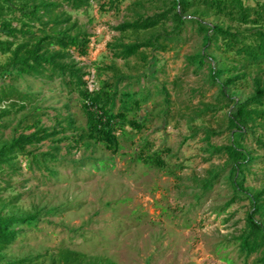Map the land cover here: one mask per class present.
I'll use <instances>...</instances> for the list:
<instances>
[{"label":"rangeland","instance_id":"obj_1","mask_svg":"<svg viewBox=\"0 0 264 264\" xmlns=\"http://www.w3.org/2000/svg\"><path fill=\"white\" fill-rule=\"evenodd\" d=\"M258 1L245 3L255 6ZM106 3L91 0L89 7L79 11L67 5L59 11L71 15L79 29L92 35L88 55L75 56L89 73L87 82L94 81L99 88L102 81L115 82L120 75V92L137 97L141 92L152 94L140 110L129 113V119H138L143 128L118 129L117 152L94 140L81 141L89 123L78 92L60 79L9 75L10 56L1 54L0 92L14 86L30 101L25 108L15 100L0 104V144L34 132L28 127L37 119L60 132L55 142L28 147L26 155L0 168V214L36 216L20 226L17 242L2 252L3 263L30 257L35 259L33 264H74L67 263L65 256L77 253L80 264L99 260L108 264H254L256 256L247 261L236 239L245 228L250 202L236 196L227 156L212 153V147L234 142L228 129L233 106L212 83L209 64L200 66L191 60L206 54L223 67L233 58L215 46L206 48L205 32L198 24L187 23L181 41L165 51L143 50L147 60L142 55L115 59L109 43L142 42L153 33L170 30L172 23L140 33L123 34L115 28L165 9L170 0H126L113 9ZM5 11L0 19L1 40L7 39L4 20L19 26V12ZM186 17L204 25L244 29L201 6ZM107 67L117 72L98 71ZM245 72V78L227 86L228 93L241 101L253 93L254 79L264 78V64ZM227 78L225 73L221 81ZM122 98L116 101L115 113L123 106ZM5 112L9 114L3 116ZM69 119L77 131L68 129ZM242 144L256 157L246 170L244 186L261 190L264 150L253 136ZM49 152L57 157L44 162L42 155ZM156 153L163 167L145 162Z\"/></svg>","mask_w":264,"mask_h":264},{"label":"trees","instance_id":"obj_2","mask_svg":"<svg viewBox=\"0 0 264 264\" xmlns=\"http://www.w3.org/2000/svg\"><path fill=\"white\" fill-rule=\"evenodd\" d=\"M124 1L126 0H107L106 4L113 9ZM90 3L91 0H0L1 20L4 19L6 9L20 14L17 18L18 27H13L11 21L4 20L8 32L6 40L0 39V55L10 56L7 69L9 75L50 81L60 79L66 87L75 89L89 123V132L81 135L80 140H94L103 143L108 150L117 152L120 146L118 129L124 130L128 126L134 130H142L143 123L138 119H129V113L140 110L150 101L152 94L148 91L141 92L137 97L135 93L120 92V75L115 82L102 81L98 90H89L85 80L89 73L77 62L75 56L88 55L92 35L79 29L71 15L59 10L67 5L79 11L89 7ZM196 6L225 17L244 29L218 24L204 25L199 19L186 17ZM168 23H172V27L164 33H153L142 42L125 43L116 40L109 43L108 48L115 59L129 60L142 55L147 60L143 50L165 51L170 44L181 41L187 23H196L205 32L206 48L215 46L227 57L233 58L231 63L227 62L223 67H219L215 57L206 54L191 60L198 62L200 66L209 64L212 83L219 86L221 96L233 106L228 114V129L234 142L226 146L212 147V153L227 156L236 196L247 198L250 202L245 228L236 238L240 253L247 261L256 256L253 263L264 264V188L253 190L244 186L246 170L249 169V164L256 161V157L242 144L248 136H253L258 148L264 150V78L257 76L254 79L253 93L242 101L227 91L228 85L236 84L246 77L245 71L248 68L264 64V0L258 1L255 6L247 5L245 0H170V5L165 9L151 16H141L132 22L120 24L115 30L123 34L140 33L165 27ZM104 70L117 72L115 67L98 68L100 72ZM225 73L228 78L221 81ZM162 92L169 102L168 91L163 88ZM120 95L123 96V106L115 113L116 101ZM10 100L23 103L20 108H25L24 103L30 101V96L20 93L14 86H9L0 92V104ZM15 104L17 103L14 102ZM8 114L9 112H5L3 116ZM28 129H34V132L22 133L10 142L0 144V168L11 166L18 155H26L28 147L38 146L45 141L55 142L56 136L60 134L56 129L44 127L40 119ZM68 129L77 131L72 119L68 120ZM54 151L58 152L59 147L54 148ZM42 157L46 162L55 160L57 154L49 152ZM145 162L158 167L165 164L159 153L148 156ZM35 218L36 216L0 214V264H33L35 259L30 257L3 263L5 257L2 252L17 242L22 233L20 226ZM80 258L81 255L77 253H69L65 256V261L80 264ZM93 264L108 263L99 260Z\"/></svg>","mask_w":264,"mask_h":264},{"label":"built area","instance_id":"obj_3","mask_svg":"<svg viewBox=\"0 0 264 264\" xmlns=\"http://www.w3.org/2000/svg\"><path fill=\"white\" fill-rule=\"evenodd\" d=\"M88 88L90 91L98 90V88L95 87L94 81L88 82Z\"/></svg>","mask_w":264,"mask_h":264}]
</instances>
